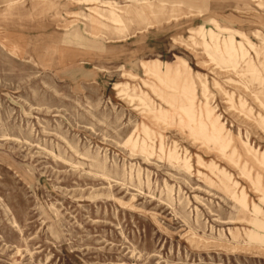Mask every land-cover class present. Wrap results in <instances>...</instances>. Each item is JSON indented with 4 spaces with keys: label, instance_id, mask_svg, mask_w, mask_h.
<instances>
[{
    "label": "rangeland",
    "instance_id": "obj_1",
    "mask_svg": "<svg viewBox=\"0 0 264 264\" xmlns=\"http://www.w3.org/2000/svg\"><path fill=\"white\" fill-rule=\"evenodd\" d=\"M0 264H264V0H0Z\"/></svg>",
    "mask_w": 264,
    "mask_h": 264
}]
</instances>
